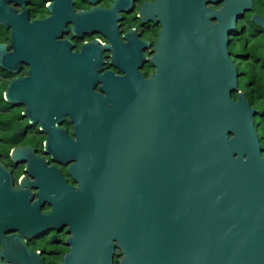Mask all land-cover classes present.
I'll use <instances>...</instances> for the list:
<instances>
[{
  "label": "water",
  "instance_id": "obj_1",
  "mask_svg": "<svg viewBox=\"0 0 264 264\" xmlns=\"http://www.w3.org/2000/svg\"><path fill=\"white\" fill-rule=\"evenodd\" d=\"M251 9L252 0H158L157 80L126 71L104 96L79 90L69 148H88L94 166L76 177L63 264H112L115 247L120 264H264L258 112L228 50ZM251 21L264 30L259 16Z\"/></svg>",
  "mask_w": 264,
  "mask_h": 264
},
{
  "label": "flooded vegetation",
  "instance_id": "obj_2",
  "mask_svg": "<svg viewBox=\"0 0 264 264\" xmlns=\"http://www.w3.org/2000/svg\"><path fill=\"white\" fill-rule=\"evenodd\" d=\"M157 1L0 0V264H63L71 253L67 208L78 204L76 177L93 168L94 157L88 148H69L77 137L70 113L79 90L104 96L110 78L126 71L157 80ZM221 6L206 4L215 12ZM253 15L264 20V0H252L229 38L236 69L249 57L237 31L251 41L261 36L264 53V30ZM106 164L111 177L116 158ZM122 258L115 247L112 264Z\"/></svg>",
  "mask_w": 264,
  "mask_h": 264
},
{
  "label": "trees",
  "instance_id": "obj_3",
  "mask_svg": "<svg viewBox=\"0 0 264 264\" xmlns=\"http://www.w3.org/2000/svg\"><path fill=\"white\" fill-rule=\"evenodd\" d=\"M236 33V32H235ZM243 33H238L240 37L241 49L243 53L249 55L248 59L243 58L242 65L238 67L239 79L238 88L243 92L244 98L258 112L254 118V126L257 132L262 153H264V53L260 50L257 41H251L250 37H242ZM244 42L247 45H244ZM233 99L236 94L232 95Z\"/></svg>",
  "mask_w": 264,
  "mask_h": 264
},
{
  "label": "rangeland",
  "instance_id": "obj_4",
  "mask_svg": "<svg viewBox=\"0 0 264 264\" xmlns=\"http://www.w3.org/2000/svg\"><path fill=\"white\" fill-rule=\"evenodd\" d=\"M246 31L250 32V34H251L252 32L255 31V29L250 27V26H248V27H246ZM257 37H258L259 46L260 47H261V45L263 46V38L261 36H257ZM239 40H240V38H239Z\"/></svg>",
  "mask_w": 264,
  "mask_h": 264
},
{
  "label": "bare ground",
  "instance_id": "obj_5",
  "mask_svg": "<svg viewBox=\"0 0 264 264\" xmlns=\"http://www.w3.org/2000/svg\"><path fill=\"white\" fill-rule=\"evenodd\" d=\"M231 56V55H230Z\"/></svg>",
  "mask_w": 264,
  "mask_h": 264
}]
</instances>
